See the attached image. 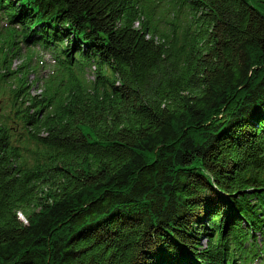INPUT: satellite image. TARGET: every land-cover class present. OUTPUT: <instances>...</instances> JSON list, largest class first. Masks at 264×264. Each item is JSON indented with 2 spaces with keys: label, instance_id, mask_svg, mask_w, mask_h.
<instances>
[{
  "label": "trees",
  "instance_id": "16d2710c",
  "mask_svg": "<svg viewBox=\"0 0 264 264\" xmlns=\"http://www.w3.org/2000/svg\"><path fill=\"white\" fill-rule=\"evenodd\" d=\"M261 7L0 0V264H264Z\"/></svg>",
  "mask_w": 264,
  "mask_h": 264
},
{
  "label": "rangeland",
  "instance_id": "374dc122",
  "mask_svg": "<svg viewBox=\"0 0 264 264\" xmlns=\"http://www.w3.org/2000/svg\"><path fill=\"white\" fill-rule=\"evenodd\" d=\"M261 11L264 13V7H261ZM5 24V19H0V27ZM20 46V56L15 57L13 59V62L11 64V68L15 69L21 62L23 61L25 57V48H22V44L19 43ZM31 50L28 51L31 53V60L30 64L32 67L35 68L34 71H31L29 73V80L33 82L34 86L40 85L38 88H34L31 90L32 93H39L42 89V79L46 78L48 74H50L54 69V64L51 63L52 54L50 51H44L38 46H34L30 48ZM77 76L79 78L83 77L84 79H91L92 78V72L89 69H84L83 72H77ZM6 98V94L3 93L1 95V100H4ZM25 218L23 217L22 220ZM264 258V257H263Z\"/></svg>",
  "mask_w": 264,
  "mask_h": 264
}]
</instances>
